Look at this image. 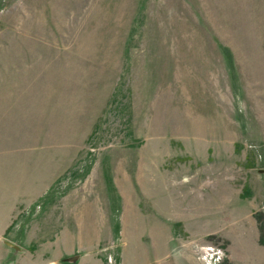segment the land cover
<instances>
[{"label":"rangeland","instance_id":"374dc122","mask_svg":"<svg viewBox=\"0 0 264 264\" xmlns=\"http://www.w3.org/2000/svg\"><path fill=\"white\" fill-rule=\"evenodd\" d=\"M0 264H264V0H0Z\"/></svg>","mask_w":264,"mask_h":264}]
</instances>
